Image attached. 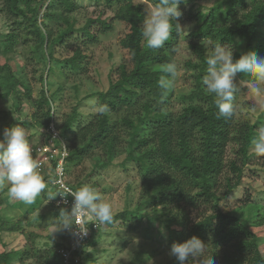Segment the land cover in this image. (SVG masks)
Here are the masks:
<instances>
[{
	"label": "trees",
	"instance_id": "16d2710c",
	"mask_svg": "<svg viewBox=\"0 0 264 264\" xmlns=\"http://www.w3.org/2000/svg\"><path fill=\"white\" fill-rule=\"evenodd\" d=\"M102 1L107 6L117 5L113 19L128 25L119 40L125 53L109 74L106 88L87 96L96 98V111L79 121L75 106L59 124L61 131L69 136L71 185L78 189L86 180L111 166L124 170L132 167L140 179L139 196L133 206L128 198L126 208L114 214L112 223L119 219L144 218L149 224H158L167 230L169 248L174 242L197 236L207 245L206 255H212L215 264L218 258L221 264H264V253L260 249L264 238L252 231L238 213L218 207L220 198L241 182L260 116L253 120V111L244 117L236 110L230 119L218 118L215 96L208 94L203 84L212 44L231 47L233 60L249 51L264 58V0H213L206 12L198 11L193 15L196 26L186 37L195 61L186 60L185 66L194 71V88L178 95L186 102L180 112L170 107L173 88L165 91L158 86L159 80L168 75L162 69L174 62L180 25L174 24L162 48L148 49L142 36L143 5L134 0ZM145 1L153 6L158 2ZM42 2L46 5L40 14ZM75 8L71 0H0V13L9 24L0 42V97L8 96L21 86L31 105V121L18 125L31 124L39 130L48 124L52 98L43 84L46 85L49 75L56 71L52 61L77 72L88 56L82 46H76L70 56L58 59L54 56L55 48L66 45L74 38V33H81L87 39L84 44L96 40L90 25L97 20H88L82 28L76 29L75 19L71 18ZM98 23L100 32L112 27L111 22ZM24 57L46 65L47 77H40L42 88L33 100L30 84L22 80L21 70L16 74L10 65L11 59L20 63ZM57 71L60 76L64 75L63 70ZM236 77L244 85L254 80L251 74L237 73ZM48 193H53L49 187L37 198L45 200ZM200 206L210 212L192 223L182 220L185 208ZM247 208L249 223L262 228L264 207L250 204ZM57 210L58 217L60 208ZM1 215L0 232L24 235L25 215ZM99 229L76 252L78 256ZM29 240L30 237H26V241ZM29 256L26 246L21 250L2 251L0 264H11L13 260L23 263ZM42 264H62L59 250L45 254Z\"/></svg>",
	"mask_w": 264,
	"mask_h": 264
},
{
	"label": "rangeland",
	"instance_id": "374dc122",
	"mask_svg": "<svg viewBox=\"0 0 264 264\" xmlns=\"http://www.w3.org/2000/svg\"><path fill=\"white\" fill-rule=\"evenodd\" d=\"M71 1L76 5L71 15V18L75 19L76 29L82 28L88 20H97L90 25V31L95 34L96 40L92 44H84L87 39L81 33H74V38H71L66 45L57 46L54 50V56L58 59L70 56L76 46H82V50L88 55L77 72L63 64L51 62L56 71L53 75H49L47 84L43 85L52 98L51 102L60 125L75 106L78 108L79 121H84L90 113L96 111V98H87V96L106 88L109 74L113 73L121 60V54L125 53L119 46V40L128 30L126 23L113 19L117 5L107 6L102 0ZM134 2L143 5L145 16L153 7L145 0H134ZM212 4L213 0H182L179 5L182 13L179 20L180 39L174 56L178 70L172 85L173 97L170 103V107L175 112H180L186 104L178 95L187 94L194 88V71L185 66L186 60L195 61L194 54L188 48L186 37L196 26L193 15L198 11L206 12ZM45 5L46 2H42L40 14H42ZM98 21L111 22L112 27L107 31L100 32L101 25ZM8 30L9 24L0 13V42ZM206 47L209 48L208 43H206ZM10 65L16 74L21 70L22 80L30 84V99H36L42 88L40 77H47L46 65L25 57L20 63L11 59ZM59 69L63 70V76L59 75L57 71ZM236 82L239 89L234 100L237 113L240 115L239 111H241L240 116L247 117L246 113L250 114L249 112L253 111L251 115L253 120L256 119V116H260L256 137L260 131L264 130V107H261L264 105V99L252 95L248 88L249 84L244 85L237 77ZM28 100L21 86L13 89L8 96L0 97V139H2L5 128L17 126L24 121H31V105ZM245 107L251 110H241ZM23 127L26 129L33 147L41 139L39 130L31 124H26ZM249 152L251 156L243 170L239 186L221 197L218 207L222 211L238 213L242 220L246 224L248 223L247 225L252 231L264 238V226L262 228L252 226L249 223L247 212V206L250 204L264 207V155H257L254 146L250 148ZM84 184L92 185L106 200L111 202L114 214L126 208L128 198L132 200L133 206L140 192L139 175L132 167L124 170L119 166H111L99 171L98 175L86 180ZM0 200V215L3 213L11 217L25 215L24 235L18 233L14 236L0 232V252L29 247V258L23 263L13 260L11 264H42L45 254L49 255L50 251L59 250L66 240V235L63 230L55 231L58 226L53 222L57 219L55 214L58 210L52 201L47 203V199L40 201L39 198H36L33 204H26L9 197L7 185L0 188ZM208 212H210L209 209L203 206L185 208L182 220L192 223L198 220L202 214ZM172 227L178 228L175 225ZM99 228L90 243L83 248V253L79 254L77 264H179L175 257L169 255L170 248L166 244L167 230L163 226L151 225L143 218L141 220L126 219L125 221L119 219L114 223H100ZM28 236L30 240L27 242L26 237ZM260 249L264 253V242ZM217 261L218 264H221L219 258Z\"/></svg>",
	"mask_w": 264,
	"mask_h": 264
},
{
	"label": "clouds",
	"instance_id": "9594fccd",
	"mask_svg": "<svg viewBox=\"0 0 264 264\" xmlns=\"http://www.w3.org/2000/svg\"><path fill=\"white\" fill-rule=\"evenodd\" d=\"M182 0H158L146 13L143 21L142 36L148 49H160L169 40L174 24L178 23L182 15L179 5ZM211 52L207 56V74L203 84L208 94L215 96L218 107V118H232L235 115L234 103L237 87V73L251 74L254 80L248 88L252 95L264 99V58L255 51L243 53L233 60V50L221 43L211 45ZM178 66L169 62L162 71L167 77H162L158 86L170 90L177 75ZM264 107V105H261ZM102 108L100 114L102 115ZM257 155H264V130L260 131L252 141ZM33 147L29 141L28 133L23 126L5 128L0 139V188L7 185L9 197L18 199L26 204H33L48 185L45 175L40 171V164L34 158ZM54 183V181H49ZM74 198L71 209L60 208L57 219L53 222L58 230H74V234L86 236L88 229L82 227L83 220L78 218L91 216L94 222L112 223L114 210L111 202L106 200L95 187L83 184L76 190H67V194ZM60 194V191L48 193L47 203ZM67 203V201H65ZM207 245L197 236L183 242H174L169 255L175 257L179 264L185 261L198 262V264H215L211 256H207Z\"/></svg>",
	"mask_w": 264,
	"mask_h": 264
},
{
	"label": "built area",
	"instance_id": "2783aa9c",
	"mask_svg": "<svg viewBox=\"0 0 264 264\" xmlns=\"http://www.w3.org/2000/svg\"><path fill=\"white\" fill-rule=\"evenodd\" d=\"M41 139L33 146L34 158L40 164V171L45 175V180L49 189L53 193L60 191L66 196L57 194L55 199L51 200L55 207L71 209L73 196L67 190H76L70 183L68 173V158L70 154L69 136L64 134L60 127L55 114V108L50 103V120L48 124L39 129ZM54 181L50 183L49 181ZM67 201V203H65ZM82 219V227L88 229L86 236L74 234L73 230H63L66 240L59 249L62 264H77L79 261L76 252L84 246L91 234L99 228L100 223L94 222L91 216L78 218Z\"/></svg>",
	"mask_w": 264,
	"mask_h": 264
}]
</instances>
